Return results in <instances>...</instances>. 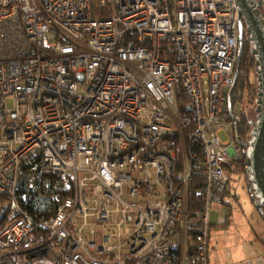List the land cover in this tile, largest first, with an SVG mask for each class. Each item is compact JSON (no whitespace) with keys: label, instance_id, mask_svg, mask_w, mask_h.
<instances>
[{"label":"built area","instance_id":"obj_1","mask_svg":"<svg viewBox=\"0 0 264 264\" xmlns=\"http://www.w3.org/2000/svg\"><path fill=\"white\" fill-rule=\"evenodd\" d=\"M98 1L109 17L94 15L93 0H0V255L209 264L223 165L243 151L239 105L227 103L237 4ZM193 171L203 177L197 226Z\"/></svg>","mask_w":264,"mask_h":264},{"label":"rangeland","instance_id":"obj_2","mask_svg":"<svg viewBox=\"0 0 264 264\" xmlns=\"http://www.w3.org/2000/svg\"><path fill=\"white\" fill-rule=\"evenodd\" d=\"M255 72L254 69L250 75V82H256ZM239 74V77H243L242 73ZM238 88L240 89V86ZM245 91L243 88L242 96ZM255 106V103H248L246 93L242 100L239 99L238 110L242 109L251 122L254 120ZM242 156L237 154L233 157V162H237ZM241 171L227 172L229 193L233 196L223 195L222 198L224 202L230 203L229 212L224 204L220 210L209 212V264H260L259 252L264 250V210L257 209L255 201L251 199L243 172L244 164ZM57 253L58 249L53 246L47 254L52 256Z\"/></svg>","mask_w":264,"mask_h":264},{"label":"water","instance_id":"obj_3","mask_svg":"<svg viewBox=\"0 0 264 264\" xmlns=\"http://www.w3.org/2000/svg\"><path fill=\"white\" fill-rule=\"evenodd\" d=\"M239 12L238 25V51L233 73L232 86L239 72V63L243 50L244 36L250 45V52L254 57L256 70L257 93L255 98V115L251 122L249 138L241 141L244 156V174L247 189L251 199L255 200L256 207L264 210V13L256 10L255 5H250L248 0H235ZM262 0L256 6L262 4ZM244 21V25L242 24ZM245 28V33L243 31ZM81 79V75H77ZM230 91L227 94L228 107L230 106Z\"/></svg>","mask_w":264,"mask_h":264},{"label":"trees","instance_id":"obj_4","mask_svg":"<svg viewBox=\"0 0 264 264\" xmlns=\"http://www.w3.org/2000/svg\"><path fill=\"white\" fill-rule=\"evenodd\" d=\"M92 6H93V12L95 16L109 17L110 12H111L109 7L101 6L98 0H93ZM254 69H256L254 65V57L250 52L249 43L246 42L243 45L242 55H241L240 63H239V72L237 74L236 81L230 91V97H229L230 102L232 103L236 102L238 106L239 99L242 100L244 93H246V99L248 103H251V104L255 103V98H256V93H257V83L250 82V75ZM239 73H242L243 77H239L240 75ZM255 75H256V72H255ZM237 78H238V82H237ZM239 86H240V89L238 88ZM243 88L246 91L243 92V96H242L241 92L243 91ZM238 90L241 94L238 93ZM185 99L186 97L183 91L180 90L177 93V104H178L179 110L181 111L186 110L185 109V103H186ZM237 115H238V119L233 126V136H234V139L236 140L235 143L237 142L241 143V141H245L249 138L251 121H249L248 115L245 112H243L242 109L237 110ZM185 143H186V146H188V142L186 139H185ZM177 152L179 153V150H177ZM243 158L244 156H242L239 160H237V162L236 161L233 162L234 160H232L230 161V163L224 164L223 169H225L228 173L230 172L234 173L237 170L238 172H242L241 167H243ZM202 184H203V177L201 173H199L198 171H193L188 179L187 212H188V215L192 217L193 222L197 223L196 226L198 225V222H199L198 220H199V212H200V206H201V199L198 195V190L202 186ZM223 195H226L228 197L233 196L232 194L229 193V185L226 188V190L223 192ZM3 203L5 207L4 206L0 207V217H3L4 215L7 214L6 208L8 206V201H4ZM222 203L226 206V203L224 201ZM15 262H16V259L13 258L11 255H6V256L0 255V264H16Z\"/></svg>","mask_w":264,"mask_h":264},{"label":"flooded vegetation","instance_id":"obj_5","mask_svg":"<svg viewBox=\"0 0 264 264\" xmlns=\"http://www.w3.org/2000/svg\"><path fill=\"white\" fill-rule=\"evenodd\" d=\"M260 0H248V2H250V3H248V4H250V5H255V9L256 10H258L261 14H263L264 13V0H262L263 2H262V4L261 5H259V6H256L257 5V2H259ZM263 20H264V17H263ZM239 22H240V18H239V16H238V25H239ZM244 21L242 20V24L244 25V23H243ZM243 31H244V33H245V28H243ZM244 36V43H246V42H248L247 41V36L246 35H243ZM244 43H243V45H244ZM233 141L235 142L236 140L235 139H233Z\"/></svg>","mask_w":264,"mask_h":264},{"label":"crops","instance_id":"obj_6","mask_svg":"<svg viewBox=\"0 0 264 264\" xmlns=\"http://www.w3.org/2000/svg\"><path fill=\"white\" fill-rule=\"evenodd\" d=\"M222 202H223V199L221 201V207H222V204H223ZM225 203H226V206L225 207H226L227 211L230 210V203H228V202H225ZM259 262H260V264H264V250L262 252H259Z\"/></svg>","mask_w":264,"mask_h":264}]
</instances>
